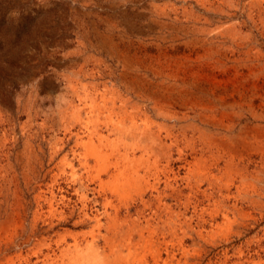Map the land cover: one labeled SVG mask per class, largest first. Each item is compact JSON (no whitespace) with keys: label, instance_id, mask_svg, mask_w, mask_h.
Instances as JSON below:
<instances>
[{"label":"rangeland","instance_id":"374dc122","mask_svg":"<svg viewBox=\"0 0 264 264\" xmlns=\"http://www.w3.org/2000/svg\"><path fill=\"white\" fill-rule=\"evenodd\" d=\"M119 56L177 72L201 95L197 111L190 109L195 95L184 97L185 107L169 109L181 118L196 117L188 122L167 123L144 103L138 128L148 125L155 138L164 139L171 163L162 162L160 180L151 175L127 192L113 191L115 162L92 156L76 118L96 94L120 96L117 106L130 97L132 111L137 100L125 93ZM206 116L213 123L199 120ZM174 125L193 126L198 149L202 133L216 136L234 141L245 160L258 163V142L242 148L235 136L245 127L264 129V0H0V264H233L239 257L264 264L262 178L240 192L222 178L210 201L191 196L187 206L167 198L180 228L178 237L168 233L162 239L167 215L157 229L160 219L149 204L154 190L184 184V162L164 137ZM225 125L234 131L226 132ZM229 148L218 145L209 160L230 154ZM197 167L190 179L205 192L218 171ZM137 219L146 226L143 232ZM110 248L119 251L114 255Z\"/></svg>","mask_w":264,"mask_h":264},{"label":"bare ground","instance_id":"6f19581e","mask_svg":"<svg viewBox=\"0 0 264 264\" xmlns=\"http://www.w3.org/2000/svg\"><path fill=\"white\" fill-rule=\"evenodd\" d=\"M117 58H118L117 60L119 61V64H121V67H122V70H121L122 72L120 73V77L119 78H122L121 80L124 81V84L126 86L124 88L125 93L127 95L131 94L135 98V100H137V102L135 104H133V106H130L132 111L128 110L129 109V105H130L129 103H131V102H129L130 100H128V99H131L130 97L127 98V100L126 99L122 100L121 105L117 106L118 102H119L118 100L122 99L120 96L118 97L114 93L112 95H110V97H107L106 94H101V95L96 94V95H93L91 99L88 98V99H86L84 101V104H83L84 106L82 107V111L84 112V116H81V114H79L76 118H77L78 122L81 123L79 133H81L82 135L79 134L80 138L82 136L87 137L88 143H89L88 144L89 150L92 153V156H94V158L97 159V161H99V162H101L103 164L106 163V162H109V161H114L115 162V166H117V167H114V168L118 171V173L116 175H114L115 182L113 183V186H114V190L113 191L114 192H127V189H129V188L134 189V188H139V187L143 186L144 183L148 182L147 179L151 175L155 174L156 175V180H160V175H161V173L163 174V172H164L163 171V167H162L163 163H164L163 161H165L167 165L171 163V157L172 156L171 155L167 156L165 153H163V151L166 150L164 147H162L164 139L162 138L163 140H161V137H158L159 135L157 136V138H155L153 136L150 128L148 127V125H146L145 129H142V130H140L138 128L137 118H141V117H138V112L140 110H142V108H143L142 106H144V103H147L148 105L151 104V106H152L151 109L158 116L159 115L163 116V118L161 116H159V117L164 119L167 123L170 122V120L176 121L178 123L179 122H183V121H187L188 122L189 120H193V119L195 120L196 117L193 116L194 118H188V116H187L186 118L185 117L181 118L180 117L181 113L177 114V112H175V111L174 112H172V111L170 112L169 109L173 108V105H175V106L180 105L181 107H183V106L185 107L184 104H186L187 101H186V103L184 102V100H185L184 97L187 98L189 96H194L195 95L193 97V99L190 100V102L192 103V105H191L192 108H190V109H192L193 111H195V110L197 111L198 109H194V108H198V105H197L198 101L197 100L201 98L200 97L201 95H199V94L196 95L197 92L194 91V90L199 91L200 89L199 90L196 89L195 85H191V84L188 85L186 83L185 79L181 78L180 75L177 72H171L169 70L168 71L165 70L166 71L165 72L163 70H160V69H157V68H154V67H150L149 65L148 66L144 65L140 61L134 60L131 57H123L122 58V56H119ZM222 70H223V68H222ZM80 111H81V109H80ZM80 111H78V112H80ZM254 114H255V112H254ZM142 115H144L146 117L147 114L143 111ZM81 118H85V119L82 121ZM101 118H107L106 124L104 122V124H105L104 126H102L100 124ZM112 118H114L115 120H112ZM127 118H132V124L130 126L126 125ZM200 119H202V122H203V119H204V120H207L209 122V124L213 123V121L210 122L211 120H213V118H211V117H209V118H207V116H206V118H204V117L201 118L200 117L199 120ZM165 121H163V122L165 123ZM207 121H206V123H207ZM199 122H201V121H199ZM184 125L180 126L178 129L176 128V125L171 126L169 128L167 127L168 129L165 132L166 135L164 136L166 141L167 140L170 141L168 149L172 150V149L177 147V149H178V160L180 161V163L184 162V167L183 168L185 170V177H184V179H182V182H184V184L179 185L180 184L179 182H175V183L168 182L165 185L164 189H162V190L156 189V190H154V193L150 195V204H149V206L152 207V206L155 205L154 211L155 210L156 211L154 212V215L160 219V223H159V221H157V224H156V226H157L156 228L157 229H159V227L161 226L160 224H161V221L164 218V214L166 213L165 215H167V217L164 218V220L162 221V224L164 223V226H165L164 230H167L166 233H164L162 235V239H164V240L166 239V236H167L166 234H168V233L169 234H173L174 236H177V237L179 235V234H177L178 225L174 223V219H173L174 215L171 213L170 206L168 204L164 203V201L169 200L167 198H170L171 201L176 202L178 205L182 204V201H183V203H185L186 206H187L188 204H190L189 202H192V201H190L191 198H192L191 196H194V198H198V196H201L202 198H205L206 200L210 201L211 197L214 195V193L216 191V186H218L217 185L218 184L217 181L221 180L222 178H225V177L228 178V179L230 178L231 181H232L231 182L232 185L239 192H240L241 188L243 190L246 187L247 188L248 187H252L251 184L253 182L251 183V181H254L256 179L258 180V179H261V178L264 179V152H263L264 151V129L262 130L261 128H258V126L257 127H245V128H242V129L239 130V135L235 136L236 140L234 139L235 141H237V143L239 141V143L242 145V148H245V147H248L250 145H253V144H249L252 141H255V142L259 143V144L257 143V145H260V147L262 148V153L260 151L261 154L259 155V158L257 157L259 159V161H257L258 163H256L255 160H253V158H251V157H248L245 160V157L244 158L242 157V153L243 152H240V151H239L240 153L237 152V146L236 145L234 146V144H233L234 141L231 142L230 144H228V141L226 139L215 138L216 136L215 137L213 136L214 138H210L209 137L210 138L209 139V138H206V135L202 133L200 136L197 137V138H201V139L203 138L202 139L203 141L200 139V142H201L202 146H200L201 148L198 149V147L196 145V141H195V139H196L195 138L196 137L195 136L196 130L194 129L193 126H192L193 127L192 128L191 125L188 126V127H185L186 125L185 126ZM216 125H218V124H216ZM201 127H202V125H201ZM102 128H104L105 131ZM196 129H198V128H196ZM223 129H225L226 132H231V133L234 131L233 125H231V126L230 125L229 126L225 125V127ZM206 132L207 131L205 130V133ZM225 134L227 135V133H225ZM234 135H235V133H234ZM77 136H78V134H77ZM211 136H212V134H211ZM261 138H263V139H261ZM260 140L261 141L263 140V141L261 142ZM229 141H231V140H229ZM248 141H250V142H248ZM156 142H158V143H156ZM183 142H186V144L188 143V146L185 145ZM182 143L185 146H187V148H188V150L186 149L187 150L186 152H184V150H183L184 148L180 149V145ZM198 145H199V143H198ZM218 145H222L224 148L227 147V146L230 147L229 148V152L231 151L232 153L231 152H230V154H226L225 153L222 156L219 155L220 156L219 158H215V159L213 158L214 160L210 161L209 159H212L211 157H213L214 153H215L213 150ZM232 147H233V149H232ZM177 149H176V151H177ZM107 150L111 151V153H110L111 157H109L106 154ZM226 150L228 151V149H226ZM166 151H168V150H166ZM174 151H175V149H174ZM256 152H257V150H256ZM236 155H238V156H236ZM187 157H190L191 160L186 159ZM210 162H211V164H210ZM221 164H223L222 168H221ZM197 166L199 168L203 167V168H205V170L208 169V167L210 166L209 168H214V170L218 171V173H219V174L217 173V174L211 176V178L208 180V189L205 192H200L199 191V189H200L199 185L200 184L198 183L199 185H193L192 182H191V179H190L191 176L193 175L192 173H193L194 167L196 168ZM252 166H254V169H251ZM198 173H200V172H198ZM171 176H172V174H171ZM142 180H143V183H142ZM198 182H199V180H198ZM180 187H182V188H180ZM254 187H255V185H254ZM227 190H229V188ZM256 194H257V192H256ZM124 198L125 197H123V199ZM253 201H255V200H253ZM145 203L146 202H144V204ZM210 205L212 206V204H210ZM195 209H197V207ZM169 210H170V213H169ZM240 212H242V211H240ZM200 214H202V213H200ZM227 216H228V214H227ZM212 219H213V217H212ZM134 222L139 224L137 231H140V229L141 230L143 229L142 230V232H143L144 229L146 228V226H142V224L140 223V221L138 219L136 221H134ZM122 224L126 225V221H124V223L122 221ZM243 224L244 223H242V225ZM118 225H119V223H118ZM123 225H121V227H119V228L117 227V228L121 229V228H123L122 227ZM178 228H180V227H178ZM112 229H114V228H112ZM122 233L124 234V232H122ZM149 233L152 234V235L154 234V232H152V233L149 232ZM117 235H119V234H117ZM125 235H126V233H125ZM158 236H160V234ZM119 238H120V236H119ZM139 238L143 242L147 243V237H145L143 233H141V234L139 233ZM152 238H153V236H152ZM106 239H107V237H106ZM122 240H124V239H122ZM127 241H128V238H127ZM112 244L114 245V242ZM110 247L112 248V245ZM111 248H110V251L112 250ZM125 248H126V246H125ZM135 248H137V247H135ZM143 250H144V248H143ZM156 250H155L154 255L159 257L157 252H156ZM118 251H115V253H117ZM111 252L113 253L114 251H111ZM115 253H113V254L115 255ZM129 255H130V253H129ZM131 255H133V254H131ZM150 256H152V255H150ZM154 259H155V257H154ZM164 259H166V257ZM114 261H116V259ZM126 264H127V262H126ZM142 264H145V263L142 262ZM233 264H257V263H255L254 260H252V259L250 260L249 258H245L244 259L242 257H239V260H237ZM258 264H262V263H258Z\"/></svg>","mask_w":264,"mask_h":264}]
</instances>
